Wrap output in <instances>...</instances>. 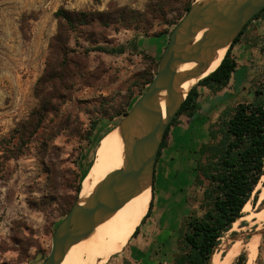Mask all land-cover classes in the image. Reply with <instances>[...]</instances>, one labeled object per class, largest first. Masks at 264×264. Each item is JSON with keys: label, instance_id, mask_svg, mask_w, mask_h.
<instances>
[{"label": "rangeland", "instance_id": "374dc122", "mask_svg": "<svg viewBox=\"0 0 264 264\" xmlns=\"http://www.w3.org/2000/svg\"><path fill=\"white\" fill-rule=\"evenodd\" d=\"M110 1L144 11L146 8L151 10L160 0H0V138L9 136L16 122L25 119L38 104L34 88L44 69L49 39L56 31L55 10L59 6L70 10H105ZM194 1L165 0V16L154 19L147 31L134 27L109 30L105 39L107 42L99 43L104 50L92 49L93 45L85 35L77 38L73 34L71 48L90 50L86 58L88 70L101 67L106 71L93 85L74 86L70 98L60 105L55 117L48 116L45 125L23 149V153L2 164L0 264H40L46 257L51 248L53 231L66 214L60 210L59 200L57 204L45 203L44 210L31 207L29 201L44 197L51 178L56 180L57 197L71 193V187L95 166L93 157L100 136L105 135V130L112 125L111 128L116 127L124 117L122 112L128 111L143 93L146 77L148 74L154 75L161 55L155 53V48H162L165 42L167 44L170 31L186 12V5ZM239 41L244 47L233 48L232 53L239 63L242 60V66L247 71L246 81L236 90L232 85L215 91L200 88L202 91L197 104L202 110L203 120L208 119L209 122L207 132L197 133L198 137L205 134L208 137L209 124L217 121L221 112L231 110L238 102L250 101L255 87L264 81V15L248 23ZM127 96L130 100L128 105L127 102L123 104ZM54 132H58V135L48 141V146L45 149L40 146V140L49 138ZM206 183L207 178L201 186L194 182L201 191L196 188L190 191V208L187 214H182L181 223L191 213L197 216L202 214L200 205H204L203 186ZM257 190L256 203L252 204ZM255 191L247 202L248 209L242 210L241 219L219 239L214 252L218 259L223 261L227 248L240 240L241 249L235 257L244 252L246 264V243L255 237L258 248L250 264H264V233L260 234L264 219L253 218V213L264 207V202L261 203L264 200L262 179ZM152 216L150 214L148 217ZM146 218L125 250L130 249L137 238L142 239ZM16 220L18 223L13 225ZM153 231L155 229L152 228ZM154 234L142 239V246L152 241V251L139 264H171L174 254L185 247L179 240V231L176 237L167 238L165 244L164 235L156 239ZM123 250L112 256L108 264H117Z\"/></svg>", "mask_w": 264, "mask_h": 264}, {"label": "trees", "instance_id": "16d2710c", "mask_svg": "<svg viewBox=\"0 0 264 264\" xmlns=\"http://www.w3.org/2000/svg\"><path fill=\"white\" fill-rule=\"evenodd\" d=\"M165 7V0L154 4L153 9L146 8L144 11L120 6L113 1L107 4L105 10H70L59 6L53 14L56 19V31L49 39L44 69L34 88L38 104L31 109L25 119L16 122L9 136L0 138V171L5 161L16 159L23 153V149L45 125L48 116L57 115L60 105L70 98L74 86L93 85L99 80L102 72L106 71L101 67L88 70L86 58L90 50L71 48L70 40L73 34L77 38L85 35L86 40L93 45L92 49L104 50L99 43L107 42L105 39L109 30L118 31L134 27L147 31L152 27L154 19L165 16ZM189 7L188 3L185 11ZM259 15H264V8L248 23ZM248 23L227 48L214 71L201 78L188 91L164 132L156 160L176 118L182 114L191 117L198 109L197 87L202 86L215 91L228 84L237 66L232 53L233 45L239 41ZM77 41L78 39L76 43ZM152 76L153 73L147 75L145 89ZM126 102L127 105L130 102L128 96L123 104ZM126 113L127 110L123 111L122 115L125 116ZM57 135L58 132H54L49 138L41 139L40 146L45 149L48 141ZM196 152L198 156L194 167L196 171L194 182L201 186L207 178V183L203 186L204 205H200L203 212L200 216L191 213L183 223H180L179 240L185 247L174 254L171 264H209L219 239L242 216L245 204L264 175V81H260L255 87L250 101L238 102L231 110L221 112L217 121L209 124L208 141L201 143ZM81 180L71 187V193L57 197L56 180L51 178L49 190L44 197L41 200L32 198L29 205L44 210L45 203L57 204L59 200L60 210L67 214L79 195ZM257 192L258 190L255 191L252 204L256 203ZM263 202L264 200L261 203ZM152 206L153 185L148 210L140 223L150 215ZM17 223L16 220L13 225ZM139 225L132 237L138 234ZM245 259V253L241 252L232 264H244Z\"/></svg>", "mask_w": 264, "mask_h": 264}, {"label": "water", "instance_id": "95a60500", "mask_svg": "<svg viewBox=\"0 0 264 264\" xmlns=\"http://www.w3.org/2000/svg\"><path fill=\"white\" fill-rule=\"evenodd\" d=\"M263 8L264 0H196L190 4L170 31L150 83L117 125L123 143L121 166L104 176L84 200L80 201L78 195L55 227L50 251L40 264H62L72 246L88 237L142 188L149 186L152 197L155 161L164 132L188 93L180 94L179 87L204 74L217 52H226ZM188 65L193 66L179 70Z\"/></svg>", "mask_w": 264, "mask_h": 264}, {"label": "crops", "instance_id": "0c3cea01", "mask_svg": "<svg viewBox=\"0 0 264 264\" xmlns=\"http://www.w3.org/2000/svg\"><path fill=\"white\" fill-rule=\"evenodd\" d=\"M165 45L166 42L162 48H155V53L161 54ZM243 47L240 41L233 45V48ZM235 59L237 66L227 85H232L236 90L237 86L245 83L247 71L242 66V60L240 64L236 57ZM200 88L203 87H197L199 92L198 98L201 96L200 92L202 89L200 90ZM224 90L225 88L221 93ZM198 102L199 100H197ZM201 111L199 107L191 117L183 114L179 115L170 126L165 143L155 162L153 206L150 213L153 216L146 218V222H144L145 227L141 233L142 239L149 238L150 235L155 233L156 239H159L162 235L165 236V244L169 238L176 237L182 214H187L190 208L188 198L190 191L193 192L192 188L201 191L199 186L196 187L194 185L196 174L194 167L198 156L194 151L201 143L208 141L206 134L198 137L197 133L205 132L209 122L208 119L203 120ZM152 228L155 229V232H152ZM137 239L130 249L125 250L127 246L124 248L123 254L117 259V264H139L140 260L150 255L152 241H148L149 244L142 246V239Z\"/></svg>", "mask_w": 264, "mask_h": 264}, {"label": "bare ground", "instance_id": "6f19581e", "mask_svg": "<svg viewBox=\"0 0 264 264\" xmlns=\"http://www.w3.org/2000/svg\"><path fill=\"white\" fill-rule=\"evenodd\" d=\"M225 54V49L217 52L208 70L198 78L189 79L179 87V92L186 95L189 89L202 77L216 68ZM193 65L183 66L179 70H187ZM163 111V100L161 101ZM106 133V132H105ZM95 166L91 168L80 182L79 197L84 200L93 187L108 173L119 168L123 161V143L119 127L110 128L105 135L100 137L94 151ZM264 181V175L261 177ZM151 200V188H142L138 194L120 207L108 219L100 223L94 231L78 244L72 246L65 254L62 264H104L111 256L123 250L131 240L135 228L140 224L148 210ZM246 203L243 209H248ZM253 218L264 219V207L253 213ZM241 219V218H239ZM238 219V220H239ZM236 220L234 223H236ZM233 223V224H234ZM234 239V238H233ZM255 237L247 243V261L250 264L257 253ZM242 243L240 240L232 243L228 248L224 260L218 259L215 254L211 257V264H229L234 258Z\"/></svg>", "mask_w": 264, "mask_h": 264}]
</instances>
